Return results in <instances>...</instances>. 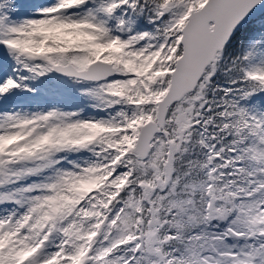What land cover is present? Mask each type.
I'll return each mask as SVG.
<instances>
[{
    "label": "snow or ice",
    "instance_id": "6c2138e0",
    "mask_svg": "<svg viewBox=\"0 0 264 264\" xmlns=\"http://www.w3.org/2000/svg\"><path fill=\"white\" fill-rule=\"evenodd\" d=\"M0 264H264V0H0Z\"/></svg>",
    "mask_w": 264,
    "mask_h": 264
}]
</instances>
